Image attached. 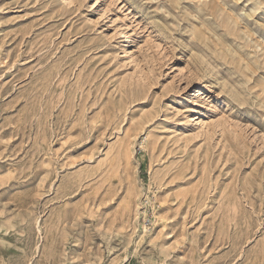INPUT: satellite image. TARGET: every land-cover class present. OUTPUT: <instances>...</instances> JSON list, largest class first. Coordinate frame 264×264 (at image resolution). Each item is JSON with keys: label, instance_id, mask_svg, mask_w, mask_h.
<instances>
[{"label": "rangeland", "instance_id": "rangeland-1", "mask_svg": "<svg viewBox=\"0 0 264 264\" xmlns=\"http://www.w3.org/2000/svg\"><path fill=\"white\" fill-rule=\"evenodd\" d=\"M0 264H264V0H0Z\"/></svg>", "mask_w": 264, "mask_h": 264}]
</instances>
